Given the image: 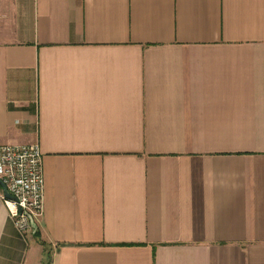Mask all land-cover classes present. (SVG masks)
Segmentation results:
<instances>
[{
	"label": "crops",
	"instance_id": "obj_1",
	"mask_svg": "<svg viewBox=\"0 0 264 264\" xmlns=\"http://www.w3.org/2000/svg\"><path fill=\"white\" fill-rule=\"evenodd\" d=\"M36 142L0 264H264V0H0V144Z\"/></svg>",
	"mask_w": 264,
	"mask_h": 264
},
{
	"label": "built area",
	"instance_id": "obj_2",
	"mask_svg": "<svg viewBox=\"0 0 264 264\" xmlns=\"http://www.w3.org/2000/svg\"><path fill=\"white\" fill-rule=\"evenodd\" d=\"M0 179L14 199L1 198L16 228L23 235L36 232L44 212L45 176L40 145L0 144Z\"/></svg>",
	"mask_w": 264,
	"mask_h": 264
},
{
	"label": "water",
	"instance_id": "obj_3",
	"mask_svg": "<svg viewBox=\"0 0 264 264\" xmlns=\"http://www.w3.org/2000/svg\"><path fill=\"white\" fill-rule=\"evenodd\" d=\"M0 186H1L6 197L14 199V196L9 192L7 186L3 183V181L1 179H0Z\"/></svg>",
	"mask_w": 264,
	"mask_h": 264
},
{
	"label": "trees",
	"instance_id": "obj_4",
	"mask_svg": "<svg viewBox=\"0 0 264 264\" xmlns=\"http://www.w3.org/2000/svg\"><path fill=\"white\" fill-rule=\"evenodd\" d=\"M44 263L45 264H51L52 263V256H51V253L49 251L46 252L45 262Z\"/></svg>",
	"mask_w": 264,
	"mask_h": 264
}]
</instances>
